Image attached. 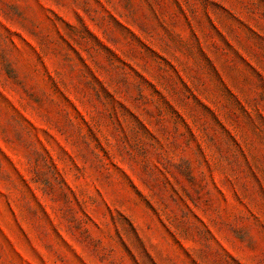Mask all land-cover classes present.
I'll return each mask as SVG.
<instances>
[{
	"label": "rangeland",
	"instance_id": "1",
	"mask_svg": "<svg viewBox=\"0 0 264 264\" xmlns=\"http://www.w3.org/2000/svg\"><path fill=\"white\" fill-rule=\"evenodd\" d=\"M0 264H264V0H0Z\"/></svg>",
	"mask_w": 264,
	"mask_h": 264
}]
</instances>
